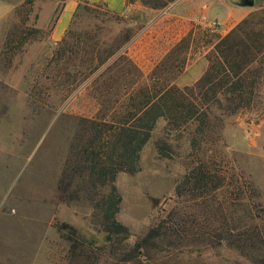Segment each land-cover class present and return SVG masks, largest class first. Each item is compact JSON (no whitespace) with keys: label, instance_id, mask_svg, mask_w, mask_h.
<instances>
[{"label":"rangeland","instance_id":"rangeland-1","mask_svg":"<svg viewBox=\"0 0 264 264\" xmlns=\"http://www.w3.org/2000/svg\"><path fill=\"white\" fill-rule=\"evenodd\" d=\"M63 1L21 7L22 1L7 23L12 43L0 59V264H264V0H221L238 19L231 29L241 26L242 41L255 47L247 56L256 81L251 105L233 115L213 108L201 148L168 141L169 159L155 150L163 137L159 121L140 153V170L119 173L114 182L125 241L102 230L94 207L100 196L87 182L66 178L78 126L117 120L145 90L193 85L207 69L206 55L231 30L221 26L229 8L203 21L200 9L183 7L185 0H128L118 13L81 3L54 44L50 25ZM49 2L56 8L44 22L40 9ZM48 12L44 7L43 19ZM195 162L209 168L208 186L189 185L177 195ZM169 215L166 234L183 245L179 252L144 249L138 260L124 261ZM90 240L88 251L82 242Z\"/></svg>","mask_w":264,"mask_h":264},{"label":"trees","instance_id":"trees-1","mask_svg":"<svg viewBox=\"0 0 264 264\" xmlns=\"http://www.w3.org/2000/svg\"><path fill=\"white\" fill-rule=\"evenodd\" d=\"M32 3L33 0H25L21 7L31 6ZM79 8L80 4L77 10ZM60 10L54 20L58 18ZM10 35L8 31L1 60L4 48L12 43ZM243 35L241 26H238L219 37L206 55V71L193 85H170L157 93L145 90L115 121L80 122L71 145L70 161L65 169L68 171L66 178L79 176L87 182L95 196H100V201H95L94 207L100 217L99 225L110 238L125 241L129 237L127 227L116 219L121 202L114 185L116 176L140 170V153L151 139L159 121L164 123L163 137L155 143V150L160 158L169 159L171 146L168 141L185 139L192 152L201 148L205 142L202 136L210 128L213 108L224 115H233L251 105L256 81L250 76L249 68L254 59L250 60L247 56L255 47L245 44L242 41ZM208 169L203 163L195 162L190 172L176 185V194H183L189 185V188L195 190L206 188L210 182ZM102 188L107 191L101 195L99 189ZM171 217L169 215L168 220L163 219L152 227L123 260H138L144 249L166 251L169 248L167 252H179L183 245L177 239L169 240L166 234ZM61 227L70 230L71 235L76 233L69 225L62 224ZM69 240L74 241L72 237ZM94 241H83L82 245L91 251ZM77 248L78 243L74 241L72 249Z\"/></svg>","mask_w":264,"mask_h":264},{"label":"crops","instance_id":"crops-1","mask_svg":"<svg viewBox=\"0 0 264 264\" xmlns=\"http://www.w3.org/2000/svg\"><path fill=\"white\" fill-rule=\"evenodd\" d=\"M22 1L24 2L25 0H11V1L0 0V55L3 46L6 42L7 34L9 30L7 23L9 22L13 14L16 15V12L18 11L19 7L22 5V3L20 4V2ZM127 1L128 0H64L58 18L54 20L55 22L54 24L52 23L53 25H50L51 30L49 33L48 41L55 44L56 42L61 40L79 4L88 3V4L103 5L107 10L118 13L124 10ZM184 6H193L194 9L197 8L200 9V11L203 13L202 15L204 16L203 18L201 17V20L203 21L207 19V14L210 12L214 15L217 14L223 17L224 10L229 8L228 4L222 2L221 0L220 1L185 0L183 1V7ZM44 7H49L48 16L45 19L42 18V10ZM55 8L56 7L52 5L51 2L44 4L40 9V19L46 22L48 18H51L53 16L55 12ZM55 17L56 14H54V19ZM198 21L199 20L196 19V22ZM236 22H238V19L235 18V15H233V13H230V8H229V12L228 14H226L225 20L221 21V26L223 28L222 30H225L224 32L226 33L228 30L231 29V27L234 24H236ZM6 75L8 76V72H6ZM178 84L184 85L185 83H178Z\"/></svg>","mask_w":264,"mask_h":264},{"label":"water","instance_id":"water-1","mask_svg":"<svg viewBox=\"0 0 264 264\" xmlns=\"http://www.w3.org/2000/svg\"><path fill=\"white\" fill-rule=\"evenodd\" d=\"M244 2L248 5H251L253 3V0H245Z\"/></svg>","mask_w":264,"mask_h":264}]
</instances>
